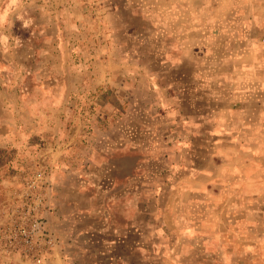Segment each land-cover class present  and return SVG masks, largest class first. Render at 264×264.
I'll list each match as a JSON object with an SVG mask.
<instances>
[{
    "label": "rangeland",
    "instance_id": "1",
    "mask_svg": "<svg viewBox=\"0 0 264 264\" xmlns=\"http://www.w3.org/2000/svg\"><path fill=\"white\" fill-rule=\"evenodd\" d=\"M0 264H264V0H0Z\"/></svg>",
    "mask_w": 264,
    "mask_h": 264
},
{
    "label": "built area",
    "instance_id": "2",
    "mask_svg": "<svg viewBox=\"0 0 264 264\" xmlns=\"http://www.w3.org/2000/svg\"><path fill=\"white\" fill-rule=\"evenodd\" d=\"M37 203L35 205H31V202H25L24 203V209L23 215L26 216L25 221L23 224H16V222L12 225L13 226V232H12V239L16 243H21V241L28 245L29 247L32 248L33 246V240H34V235L33 231L35 229L40 228V222H38L37 215L39 211V205L41 204V197H36ZM12 245L13 242H12ZM38 258L40 257L41 254H38Z\"/></svg>",
    "mask_w": 264,
    "mask_h": 264
}]
</instances>
